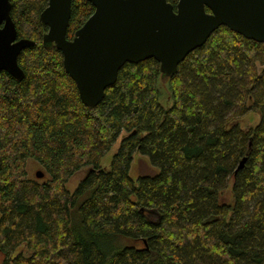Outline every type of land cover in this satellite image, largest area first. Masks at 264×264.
Instances as JSON below:
<instances>
[{"label": "trees", "instance_id": "obj_1", "mask_svg": "<svg viewBox=\"0 0 264 264\" xmlns=\"http://www.w3.org/2000/svg\"><path fill=\"white\" fill-rule=\"evenodd\" d=\"M11 2L19 38L36 43L18 57L22 80L0 70V264H264V43L221 25L168 79L155 58L125 63L90 107L43 44L48 0ZM94 11L72 0L68 38ZM135 154L159 171L134 180Z\"/></svg>", "mask_w": 264, "mask_h": 264}, {"label": "water", "instance_id": "obj_2", "mask_svg": "<svg viewBox=\"0 0 264 264\" xmlns=\"http://www.w3.org/2000/svg\"><path fill=\"white\" fill-rule=\"evenodd\" d=\"M89 1L95 11L71 39L72 0H48L40 19L48 26L43 44L62 52L66 72L90 107L102 101L125 63L155 58L168 79L221 25L264 43V0H179L176 9L168 0ZM11 9V0H0V70L22 80L18 57L36 42L19 38ZM44 175L42 169L36 172L38 178Z\"/></svg>", "mask_w": 264, "mask_h": 264}, {"label": "rangeland", "instance_id": "obj_3", "mask_svg": "<svg viewBox=\"0 0 264 264\" xmlns=\"http://www.w3.org/2000/svg\"><path fill=\"white\" fill-rule=\"evenodd\" d=\"M162 102L165 105L171 104V102L167 101V99H162ZM261 119L259 111H250L246 115L240 117L238 119V123L242 128H249L257 125ZM123 135H125V132H122L120 136L116 139V141L113 143L111 148L104 154L102 158L101 165L104 167L109 168L111 164V160L114 156V154L119 149L121 140L123 138ZM88 168L85 167L84 169L76 172V174L69 180L67 183V187L70 190L75 189L79 181L85 176L86 170ZM28 170L31 176H36V172L38 170H41V167H39L38 163L34 161L33 159L28 160ZM159 171V168L152 164L150 158L147 155L143 154H135L131 167H130V176L137 180L139 176L144 174H155Z\"/></svg>", "mask_w": 264, "mask_h": 264}]
</instances>
